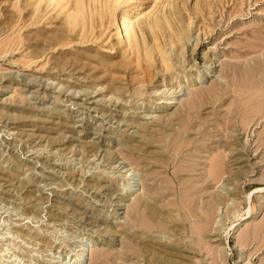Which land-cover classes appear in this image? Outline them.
<instances>
[{
  "label": "rangeland",
  "instance_id": "1",
  "mask_svg": "<svg viewBox=\"0 0 264 264\" xmlns=\"http://www.w3.org/2000/svg\"><path fill=\"white\" fill-rule=\"evenodd\" d=\"M78 263L264 264V0H0V264Z\"/></svg>",
  "mask_w": 264,
  "mask_h": 264
},
{
  "label": "bare ground",
  "instance_id": "2",
  "mask_svg": "<svg viewBox=\"0 0 264 264\" xmlns=\"http://www.w3.org/2000/svg\"><path fill=\"white\" fill-rule=\"evenodd\" d=\"M135 8V7H134ZM126 14V13H125ZM129 14V13H128ZM122 22V21H121ZM123 27L125 28V32H126V34H127V38L129 37L130 38V34H129V23H128V21H127V16L126 17H124V22H123ZM126 37V36H125ZM128 38V39H129ZM164 55H162V57H163ZM163 59H164V57H163ZM163 59H162V61H163ZM161 60V59H160ZM166 60V59H165ZM161 61V62H162ZM167 62H168V60H166ZM166 61H164V62H166ZM166 64V63H165ZM165 92V91H164ZM172 94V93H171ZM174 94V95H173ZM172 95V101H170V103H168V105H173V104H176V102H175V100L179 97L178 95H179V93H173ZM79 264V263H78Z\"/></svg>",
  "mask_w": 264,
  "mask_h": 264
}]
</instances>
